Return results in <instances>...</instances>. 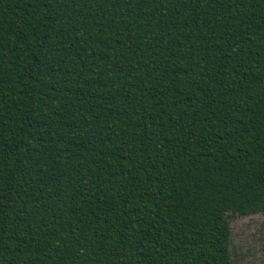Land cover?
Wrapping results in <instances>:
<instances>
[{
    "label": "trees",
    "instance_id": "obj_1",
    "mask_svg": "<svg viewBox=\"0 0 264 264\" xmlns=\"http://www.w3.org/2000/svg\"><path fill=\"white\" fill-rule=\"evenodd\" d=\"M264 215V0H0V264H232Z\"/></svg>",
    "mask_w": 264,
    "mask_h": 264
},
{
    "label": "rangeland",
    "instance_id": "obj_2",
    "mask_svg": "<svg viewBox=\"0 0 264 264\" xmlns=\"http://www.w3.org/2000/svg\"><path fill=\"white\" fill-rule=\"evenodd\" d=\"M232 264H264V215L229 220Z\"/></svg>",
    "mask_w": 264,
    "mask_h": 264
}]
</instances>
